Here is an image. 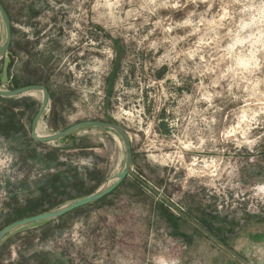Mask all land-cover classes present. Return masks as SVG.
<instances>
[{
    "label": "rangeland",
    "instance_id": "rangeland-1",
    "mask_svg": "<svg viewBox=\"0 0 264 264\" xmlns=\"http://www.w3.org/2000/svg\"><path fill=\"white\" fill-rule=\"evenodd\" d=\"M0 2L12 34L0 87L44 85L51 131L118 125L145 183L127 177L92 204L15 230L0 264H242L203 230L264 264V0ZM39 95L0 98V229L85 196L125 159L105 128L30 140ZM183 213L192 223L177 222Z\"/></svg>",
    "mask_w": 264,
    "mask_h": 264
},
{
    "label": "water",
    "instance_id": "water-1",
    "mask_svg": "<svg viewBox=\"0 0 264 264\" xmlns=\"http://www.w3.org/2000/svg\"><path fill=\"white\" fill-rule=\"evenodd\" d=\"M0 21L4 28V39L0 44V59H2V66L0 71V84L2 86L6 85L9 81L8 77V66L11 62L10 56L8 54L9 46L11 43V24L6 10L4 9L2 3L0 2ZM38 92L41 94L40 105L32 118L30 136L38 143H50L57 140H63L67 136L71 135L74 131L85 128V127H100L113 131L121 140L124 150L125 159L121 170L114 176L109 177L101 185H99L93 192L85 195L81 198L73 200L71 202L62 204L58 207L52 208L50 210L34 214L7 224L5 227L0 229V243L8 237L15 230L31 224H36L40 222L49 221L63 216L64 214L75 210L77 208L92 204L105 195L111 193L128 175L134 174L133 169V152L132 145L128 134L118 125L97 121V120H86L77 122L68 126L67 128L57 131L51 134L42 135L38 132V123L47 109L49 102V92L48 89L42 84H29L21 87L6 89L0 87V97H14L26 93ZM162 197V196H161ZM163 198V197H162ZM207 235H209L214 241H216L221 247L230 252L236 259H238L242 264H250L239 255H237L233 250L228 248L225 244L220 242L216 237L211 235L208 231L203 230Z\"/></svg>",
    "mask_w": 264,
    "mask_h": 264
},
{
    "label": "crops",
    "instance_id": "crops-1",
    "mask_svg": "<svg viewBox=\"0 0 264 264\" xmlns=\"http://www.w3.org/2000/svg\"><path fill=\"white\" fill-rule=\"evenodd\" d=\"M8 54H9V56H10V53L8 52ZM10 59H11V57H10ZM9 77V76H8ZM8 83H9V81H8ZM7 83V84H8ZM6 84V85H7ZM21 87V86H20ZM17 88V87H16ZM13 89V88H12ZM35 94H40V93H38V92H31V93H26V94H22V95H18V96H14V97H0L1 99H4V100H15V101H17V100H24L23 98H26V97H35ZM40 96V99H39V101L41 100V94L39 95ZM49 103V102H48ZM17 110H19V111H21V110H23V107H17V108H13V111H17ZM48 111V106H47V109H46V111L44 112V114L42 115V117H41V119H40V121H39V123H38V132L40 133V134H42V135H46V134H51V133H54L55 131H51V130H48V128H46V124L44 123V121H42L43 120V118H44V116L46 115V112ZM30 129H31V124H30ZM29 139L30 140H32V141H34L32 138H31V136H30V131H29ZM59 140H57V141H53V142H58ZM50 143H52V142H50ZM133 169H134V174L133 175H128L127 177H131V178H133L135 181H137V182H141L142 184H145L141 179H140V177L138 176V174L136 173V171H135V164H134V159H133ZM126 177V178H127ZM125 178V179H126ZM124 179V180H125ZM123 180V181H124ZM122 183V182H121ZM120 183V184H121ZM119 184V185H120ZM118 185V186H119ZM151 190H152V192L157 196V197H159L160 199H162V200H164L165 201V203H167L168 205H173V204H171L170 202H169V200H168V198H166V196L165 195H163L162 193H161V191L159 190V189H156V188H151ZM163 198H162V197ZM163 216L161 215V213L160 214H158L157 215V219H159V218H162ZM189 221L190 223H192V220H191V218L188 216V215H186V214H182V221L181 220H179L178 219V223H182V225H184V221ZM194 223V225H196L197 227H198V225L195 223V222H193ZM188 228L190 229V226H188Z\"/></svg>",
    "mask_w": 264,
    "mask_h": 264
},
{
    "label": "trees",
    "instance_id": "trees-1",
    "mask_svg": "<svg viewBox=\"0 0 264 264\" xmlns=\"http://www.w3.org/2000/svg\"><path fill=\"white\" fill-rule=\"evenodd\" d=\"M10 65H11V62H10V64H9V66H8V76H9V67H10ZM57 175H59V173H57V174H54V177L55 176H57ZM51 186H54V184H53V180L51 181ZM97 188V187H96ZM96 188H94L91 192H93ZM91 192H88V194H90ZM88 194H86V195H88ZM50 210V209H49ZM47 211V210H46ZM58 218H60V217H58ZM50 221V220H49ZM49 221H45V222H49Z\"/></svg>",
    "mask_w": 264,
    "mask_h": 264
},
{
    "label": "built area",
    "instance_id": "built-area-1",
    "mask_svg": "<svg viewBox=\"0 0 264 264\" xmlns=\"http://www.w3.org/2000/svg\"><path fill=\"white\" fill-rule=\"evenodd\" d=\"M170 207L176 209L177 211H180V210H179L178 208H176V206H174V205H170Z\"/></svg>",
    "mask_w": 264,
    "mask_h": 264
},
{
    "label": "bare ground",
    "instance_id": "bare-ground-1",
    "mask_svg": "<svg viewBox=\"0 0 264 264\" xmlns=\"http://www.w3.org/2000/svg\"><path fill=\"white\" fill-rule=\"evenodd\" d=\"M244 61V60H243ZM241 63V62H240ZM261 189H263V187L261 188Z\"/></svg>",
    "mask_w": 264,
    "mask_h": 264
}]
</instances>
